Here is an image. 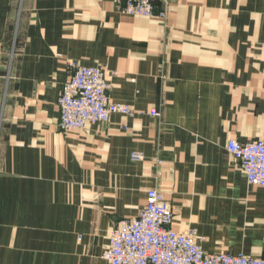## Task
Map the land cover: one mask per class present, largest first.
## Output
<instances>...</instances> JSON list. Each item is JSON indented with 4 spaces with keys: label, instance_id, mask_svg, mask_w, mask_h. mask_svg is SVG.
<instances>
[{
    "label": "crops",
    "instance_id": "1",
    "mask_svg": "<svg viewBox=\"0 0 264 264\" xmlns=\"http://www.w3.org/2000/svg\"><path fill=\"white\" fill-rule=\"evenodd\" d=\"M124 6L0 0V264H110L111 232L150 188L207 252L264 258V187L227 149L264 139V0ZM73 64L104 66L136 113L62 131Z\"/></svg>",
    "mask_w": 264,
    "mask_h": 264
},
{
    "label": "built area",
    "instance_id": "2",
    "mask_svg": "<svg viewBox=\"0 0 264 264\" xmlns=\"http://www.w3.org/2000/svg\"><path fill=\"white\" fill-rule=\"evenodd\" d=\"M124 2L126 14L156 15L157 0ZM73 67L74 72L65 82L58 100L62 131H77L89 124L108 122L118 113L128 116L136 113L130 104L111 98L109 72L104 66L73 64ZM150 114L161 116L157 109H151ZM227 149L239 161L249 184L264 187V139L247 142L231 139ZM134 157L142 155L134 153ZM173 220L169 200L156 188H150L139 215L123 219L111 232L109 246L102 257L110 264H264V258L244 252H207L202 245L203 237L195 228L177 231L171 225Z\"/></svg>",
    "mask_w": 264,
    "mask_h": 264
}]
</instances>
